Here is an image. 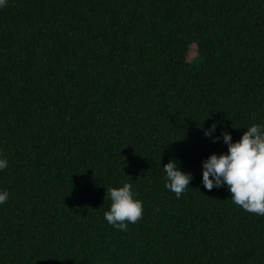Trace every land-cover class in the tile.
Returning a JSON list of instances; mask_svg holds the SVG:
<instances>
[{"label":"trees","instance_id":"16d2710c","mask_svg":"<svg viewBox=\"0 0 264 264\" xmlns=\"http://www.w3.org/2000/svg\"><path fill=\"white\" fill-rule=\"evenodd\" d=\"M250 123L264 124V0H6L0 264H264V217L200 183L220 132ZM170 158L191 174L179 197ZM122 181L142 203L126 231L103 218Z\"/></svg>","mask_w":264,"mask_h":264},{"label":"clouds","instance_id":"9594fccd","mask_svg":"<svg viewBox=\"0 0 264 264\" xmlns=\"http://www.w3.org/2000/svg\"><path fill=\"white\" fill-rule=\"evenodd\" d=\"M6 0H0L3 7ZM215 122L203 129L209 137L215 132ZM239 136L231 140L230 133L221 131L219 138L226 145V152H212L200 161V183L205 189L223 185L230 193L231 202L247 215L264 217V124L250 123ZM218 137L211 135L215 141ZM7 160L0 156V169ZM161 167V166H160ZM164 187L176 197L188 187L191 174L183 172L175 159H168L161 167ZM109 204L103 211L104 220L113 228L126 231L128 223H135L142 214V203L134 198V189L127 181L107 189ZM9 197L7 189H0V204Z\"/></svg>","mask_w":264,"mask_h":264},{"label":"rangeland","instance_id":"374dc122","mask_svg":"<svg viewBox=\"0 0 264 264\" xmlns=\"http://www.w3.org/2000/svg\"><path fill=\"white\" fill-rule=\"evenodd\" d=\"M195 55V48L192 47L189 51V54H188V59L191 60L193 58V56Z\"/></svg>","mask_w":264,"mask_h":264}]
</instances>
